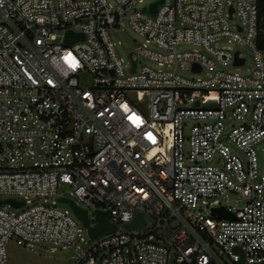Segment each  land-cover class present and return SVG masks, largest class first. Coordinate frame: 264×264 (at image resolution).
Returning <instances> with one entry per match:
<instances>
[{"label":"built area","instance_id":"2783aa9c","mask_svg":"<svg viewBox=\"0 0 264 264\" xmlns=\"http://www.w3.org/2000/svg\"><path fill=\"white\" fill-rule=\"evenodd\" d=\"M125 25L145 39L127 57L110 34ZM260 32L258 0H0V264L11 241L73 264L263 263ZM221 42L253 65L225 70L247 61ZM97 210L116 227L92 237Z\"/></svg>","mask_w":264,"mask_h":264},{"label":"rangeland","instance_id":"374dc122","mask_svg":"<svg viewBox=\"0 0 264 264\" xmlns=\"http://www.w3.org/2000/svg\"><path fill=\"white\" fill-rule=\"evenodd\" d=\"M150 1L152 0H147V2ZM110 34L117 44V50L119 54L123 57H127L129 51L133 50L137 44L143 43L145 41V39L140 36L136 31H134L129 25H125L124 27L118 30H111ZM220 45H228L234 49H240L243 57H245L247 61L246 66L242 68H237L230 64L224 65L223 68L225 70L231 72H246L247 69L253 65L252 51L249 48L240 46L236 43L228 42H221ZM180 48L181 50L201 49V47L194 44L181 45ZM142 62L152 64L146 59H143ZM184 74L186 76L194 78L204 76V74H191L189 72H184ZM72 189L73 188L68 184L61 185L58 189V193L60 195L70 197ZM222 199L224 204L231 206L235 209L241 207L243 204L239 200V196L236 193H229L227 197ZM57 205L60 208L68 207V205L64 202H59ZM8 253L9 264H73V253L71 251L61 250L58 252H51L48 250L47 246L44 243L35 244L33 248H30L19 245L15 241H11L8 244Z\"/></svg>","mask_w":264,"mask_h":264},{"label":"water","instance_id":"95a60500","mask_svg":"<svg viewBox=\"0 0 264 264\" xmlns=\"http://www.w3.org/2000/svg\"><path fill=\"white\" fill-rule=\"evenodd\" d=\"M161 2L163 0H160ZM157 8V2L152 4V6L150 7V11L151 12H155ZM145 10V8H144ZM83 34H79V33H74L73 31H68L67 37H66V41L68 43H72L74 41H76L79 38H83ZM238 54L236 53V60H235V64H241L244 62V59L239 58L237 56ZM134 67H135V62H134ZM198 70L200 69L199 67L197 68ZM206 105H216L215 103H208ZM6 201H9L11 203H13L16 206H20L22 205V202H17L13 199H8ZM59 201H67L70 206L72 207L74 213L84 222L85 225L89 226V218H88V211L86 209H83L81 207H79L78 205L75 204V202L70 199V198H66V197H59ZM0 203H2V200H0ZM213 213L217 214L219 217H223L226 219H236L235 214L226 209L224 206L221 207H215L213 208ZM97 214V220L99 221V223L94 226V227H90V235L92 237H97L98 235L107 232L111 229H114L116 226L112 223L109 222L108 218H107V211H100L97 210L96 211ZM145 225V220H144V214L143 213H139L138 217L134 220H132L131 222H128L125 224L126 227H142ZM239 264H246L244 262V258H243V254L241 259L238 262ZM254 264H264L263 263H254Z\"/></svg>","mask_w":264,"mask_h":264},{"label":"trees","instance_id":"16d2710c","mask_svg":"<svg viewBox=\"0 0 264 264\" xmlns=\"http://www.w3.org/2000/svg\"><path fill=\"white\" fill-rule=\"evenodd\" d=\"M258 9L261 32L259 34L257 44L259 48L264 49V0H258Z\"/></svg>","mask_w":264,"mask_h":264}]
</instances>
